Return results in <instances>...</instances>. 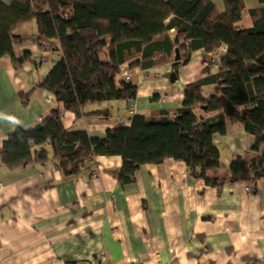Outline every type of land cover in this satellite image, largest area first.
<instances>
[{
  "label": "crops",
  "instance_id": "1",
  "mask_svg": "<svg viewBox=\"0 0 264 264\" xmlns=\"http://www.w3.org/2000/svg\"><path fill=\"white\" fill-rule=\"evenodd\" d=\"M210 1L217 14L224 13L223 0ZM242 1L236 26L246 29L252 25L249 11L264 4ZM14 35L22 39L15 58L28 52L32 62L15 69L10 57L0 58V149L14 130L33 129L58 107L52 93L35 89L61 60L58 43L39 49L35 20ZM225 51L224 45L210 53L193 51L186 64L177 65L173 83L172 64L141 70L126 63L119 78L128 76L137 88L133 101L90 105L84 113H99L80 117L60 107V122L66 130L102 138L129 127L134 116L172 115L187 84L217 74ZM213 88L205 86L203 95ZM20 93H30L26 106ZM253 142L240 125L227 124L225 135H214L222 166L217 175L246 156ZM121 165L118 156H98L76 177L63 179L52 159L13 170L0 160V264H264V180L255 188L236 182L217 189L192 177L184 162L167 159L142 165L132 183L121 185Z\"/></svg>",
  "mask_w": 264,
  "mask_h": 264
},
{
  "label": "trees",
  "instance_id": "2",
  "mask_svg": "<svg viewBox=\"0 0 264 264\" xmlns=\"http://www.w3.org/2000/svg\"><path fill=\"white\" fill-rule=\"evenodd\" d=\"M223 1V14L216 13L210 0L0 2V58L10 57L15 69L32 62L28 52L21 59L14 56V46L22 41L14 31L31 20L36 22L38 48L56 42L62 55L35 87L52 93L58 107L41 120L40 129L14 130L0 149L1 163L13 170L52 159L62 178L72 179L98 156H118L122 165L116 177L126 185L142 165L172 159L184 162L192 177L210 187L241 182L255 188L264 180V8L249 11L252 25L244 29L236 26L243 1ZM221 45L226 51L217 74L187 84L172 115L134 116L129 127L108 130L102 138L63 128L60 107L80 117L99 113H84L90 105L135 99L137 88L119 78L122 65L145 70L172 64L175 49L178 64L184 65L193 51L210 53ZM207 85L214 86L209 97L203 95ZM29 97L19 94L23 106ZM227 124L242 126L254 142L219 177L222 166L213 136L225 135ZM208 170L212 178L206 177Z\"/></svg>",
  "mask_w": 264,
  "mask_h": 264
},
{
  "label": "water",
  "instance_id": "3",
  "mask_svg": "<svg viewBox=\"0 0 264 264\" xmlns=\"http://www.w3.org/2000/svg\"><path fill=\"white\" fill-rule=\"evenodd\" d=\"M179 61H180V54H179V50L178 49H175V56H174V61H173V63H172V67H174V66H176L178 63H179ZM176 72L175 71H172L171 73H170V75H169V81L171 82V83H173L175 80H176ZM41 128V124L40 123H38V124H36L34 127H33V129L34 130H38V129H40Z\"/></svg>",
  "mask_w": 264,
  "mask_h": 264
},
{
  "label": "built area",
  "instance_id": "4",
  "mask_svg": "<svg viewBox=\"0 0 264 264\" xmlns=\"http://www.w3.org/2000/svg\"><path fill=\"white\" fill-rule=\"evenodd\" d=\"M125 80L128 81L129 80V77H126ZM130 112H132V109H130ZM246 189L248 190L249 188H246Z\"/></svg>",
  "mask_w": 264,
  "mask_h": 264
},
{
  "label": "rangeland",
  "instance_id": "5",
  "mask_svg": "<svg viewBox=\"0 0 264 264\" xmlns=\"http://www.w3.org/2000/svg\"><path fill=\"white\" fill-rule=\"evenodd\" d=\"M126 77H128V76H126Z\"/></svg>",
  "mask_w": 264,
  "mask_h": 264
}]
</instances>
